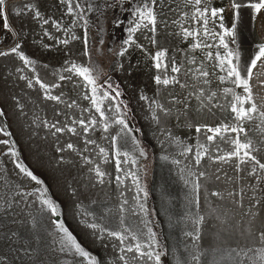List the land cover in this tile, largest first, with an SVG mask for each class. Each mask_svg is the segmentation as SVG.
<instances>
[{
    "label": "rangeland",
    "instance_id": "374dc122",
    "mask_svg": "<svg viewBox=\"0 0 264 264\" xmlns=\"http://www.w3.org/2000/svg\"><path fill=\"white\" fill-rule=\"evenodd\" d=\"M92 2L102 6L105 12V17L98 23V13L88 12L85 17L89 21L88 26L78 19L74 24H60L59 30L53 24H44L41 44L33 45L35 51L31 53L23 51L37 62V73L46 82L60 84V88L51 89V93H62L63 102L46 99L38 85L30 88L26 80L20 79L21 75L31 78L37 74L33 72L32 66L25 67L14 54L0 56V109L7 113L6 117H0V127H6L11 133V136L0 134V139L14 142L20 160L44 181V185L39 186L20 173L15 167L16 158L5 154L9 146L0 144V264H80L77 257L60 252L59 244L54 243L58 241L59 233L51 220L56 219L63 221L82 247L97 256L103 264H123L118 258L120 255L126 256L128 264H142L141 261L133 259L134 252H121L118 240L108 237L107 234L104 239L99 240L93 235L94 230L86 226L88 223H98L111 230L119 228L120 206L125 199L128 204L124 207L129 210L124 213L126 223L146 232L141 221H151L149 227L157 234L168 253L162 258L163 264H176L177 258L182 254L186 255V248L206 253L209 261L213 257L219 260L217 249L223 251L235 248L238 242L246 240V236H241L240 232L248 227V218L243 216L247 201L244 209H237L227 200L221 201L209 196L211 191H227L234 187L225 179V174L235 177L230 164L213 163L205 157L197 166L193 153L181 155V152L184 145L194 148L197 141L205 142L203 135L196 133L195 128L191 126L193 123L215 127L222 122L227 123L226 112L213 108L212 112H192L189 118L180 115L177 119L174 109L172 115L161 114L160 120L154 121L152 110L148 102L140 99L141 95L157 99L171 107L169 92L179 94L184 90L178 86L165 89L155 84L153 77L161 73L154 67L149 53L154 55L159 49H167L169 57L174 56L178 62H182L186 61L187 57L191 58L190 45L185 42V38L156 37L158 43L153 46L146 38L151 33L145 31L137 34V44L129 47L124 56L114 54L123 46L122 42L127 36L123 30L127 23L116 27L114 17L126 21L127 16L121 13L118 5L107 8V3H114V0ZM128 7L125 3L124 8ZM239 13L240 20L235 30L237 43L232 47L240 50L244 60L250 61L258 44L252 38L249 17L240 10ZM223 17L225 27L231 28L233 18L225 13ZM85 31L88 32L89 38L88 56L84 55ZM45 32L50 36H46ZM70 33L79 38L71 39ZM101 39L104 40L102 45L99 43ZM63 40H68V43H61ZM208 42L212 41L209 39ZM14 45L15 40L13 44L0 48V51H9ZM139 45H143L147 52ZM67 61L83 66L99 62L104 73L100 77L101 82L108 77H114L122 93L120 99L124 104L127 103L129 127L139 130L134 131L132 135L144 149L145 156L140 157L139 152L132 149L129 138V147L123 149L130 152L128 163H121L122 170L117 171V162L123 161L125 157L122 154L117 156L111 144V138L119 132V126L111 124V121L107 132L103 130L102 123L94 130L90 129L87 139L95 140L96 143L85 145L82 126L73 125L72 120L83 118L87 121L91 116L98 118V114L90 101L84 99L85 95L90 94L91 86L85 87L87 82L83 78L73 75L71 81H59L58 76L54 75L58 72L69 75L63 72ZM188 66L185 64V67ZM20 68L24 69L22 73L18 71ZM217 74L223 73L217 69ZM211 86L213 91H219L213 89L214 84ZM72 101H76L77 106L68 108L67 104ZM219 102L224 103V100L219 97ZM191 103L195 105L198 101L193 98ZM108 104V100L102 101V107ZM107 115L112 117L113 113L108 112ZM42 121L49 124L58 121L57 126L68 124L76 127L79 135H73L67 130L53 135ZM177 140L182 143L177 144ZM68 143H73L82 155L66 149ZM59 147H65V151L58 152ZM85 147L87 151H84ZM221 147L226 148L223 144ZM100 148H104L105 153H100ZM61 156L63 162H60ZM83 156H87L91 163H85ZM164 156L168 159H163ZM132 159L137 162L133 164ZM96 166L107 173L103 184L98 182L96 173L90 171ZM217 169H220V180L215 179ZM199 172L208 173L207 177L201 178L202 188L197 194L200 200V214L205 215L207 222L201 226V239L196 244L191 237L184 234L194 231L189 215L197 209L192 208L189 201L193 199L192 186L196 176L190 173L198 175ZM132 173L136 174L141 187L147 192L146 197L140 193L147 216L143 213L131 215V209L136 206L133 197L138 192ZM117 176L121 177L122 183L116 180ZM37 187H47L48 196L60 205L58 216L42 213L39 203H33L37 196ZM29 192L32 195H28ZM205 197H209L211 206L205 202ZM213 209L216 210L215 213ZM217 216L220 217L219 220L215 218ZM237 221L240 222L238 227ZM220 264L224 262L220 261Z\"/></svg>",
    "mask_w": 264,
    "mask_h": 264
},
{
    "label": "snow or ice",
    "instance_id": "6c2138e0",
    "mask_svg": "<svg viewBox=\"0 0 264 264\" xmlns=\"http://www.w3.org/2000/svg\"><path fill=\"white\" fill-rule=\"evenodd\" d=\"M11 2L12 0H0V18L7 20L6 13ZM61 3L67 5L68 14L74 15V22L77 19L82 20L85 26L89 25L88 19L85 18L88 12L98 13L97 23L101 18L105 17L103 7L94 4L92 0H61ZM125 3L129 5L128 8H124ZM182 3L189 11L182 12L177 19L171 21L173 25H179L180 28V33L173 34H182L185 39L192 38L194 42L190 45V49L193 52L204 49H207V51L199 61L196 56H192L182 62H178L174 56L169 57L167 49H159L154 55L149 53L154 61V67L161 73L153 77L155 84L165 89H174L178 86L184 91L179 94L172 91L169 92V104L171 107L145 95H141L140 99L148 102L149 108L152 110V119L157 122L160 120L161 114L170 116L173 114L174 109L177 113V119L180 118V115L189 118L192 112L197 114L204 110L212 112L213 108H219L221 111H230L232 114L231 121L222 122L215 127L208 124L193 123L191 126L195 128L196 133L203 135L205 142L197 141L194 148L184 145L181 155L193 153L197 166L207 157L213 163L230 164L233 167L235 177H229L225 174V179L230 181L234 187L227 191H211L209 196L216 197L221 201L227 200L234 204L237 209H244L245 201H247V208L244 210L243 216L248 218V227L240 232L241 236H246L245 242H238L235 248L223 251L217 249L219 260L213 257L209 261L206 253H202L198 249L186 248V255L182 254L177 258L176 264H220V261H223L224 264H264V43L255 46L252 54L253 58L250 61L244 60L240 50L232 47L237 43L235 30L240 20L239 10L247 7L252 9L255 14H258L264 10V0H256V2L254 0H247V2L230 0L229 7L234 10L231 28L225 27L222 22L224 19L223 13L226 9L214 6V0H182ZM117 5L121 13L127 16V20L114 17L113 22L116 27L127 23V27L123 29L127 36L122 42L123 46L114 54L124 56L129 47L137 44L139 39L137 34L145 31L151 33L150 36L146 37L149 42L153 46L157 45V25L163 24L165 27L168 25V21L159 18L162 15V11H158V8H162L159 0H114V3H107L106 6L111 9ZM13 11L17 17H23L25 13L31 12L34 19H43V24L45 25L49 23V20L42 18L40 11L31 4L14 8ZM170 11L175 12L176 9H170ZM186 25H191V27ZM53 26L58 30L61 27L59 22L55 21ZM4 27L10 28V24L6 22ZM66 31L70 30L66 29ZM44 34L50 36L48 32ZM70 35L73 40L79 38L75 34L70 33ZM16 36L19 41L23 36L22 30L17 32ZM209 39L212 42H208ZM61 43L67 44L68 40H63ZM99 43L102 45L104 40L101 39ZM83 44L84 55L88 56L90 49L87 31L84 32ZM139 47L147 52L143 45H139ZM13 54L18 57L25 67L32 66L33 72L37 73L35 68L37 62L30 59L21 50V42H17L9 51H0V56ZM185 64L189 66L185 67ZM191 65H196V67H191ZM44 67L46 68L47 65H44ZM102 68L103 66L99 62H94L91 66H83L67 61L63 72L69 73V75H62L59 72L54 73V75L58 76L59 81H71L73 80V75H75L87 82L84 85L85 87L91 86L90 94L85 95L84 99L90 101L95 113L98 114V118L91 116L87 121L83 118L72 120L73 125L82 126L86 146L96 143L95 140L87 139V133L90 129L94 130L98 124H103L105 132L109 130L111 124L119 126V132L111 138V144L113 149L116 150L117 156L122 154L125 157L123 161L117 162V171H121L120 164L128 163L127 158L130 155L129 151H123V149L129 147V138H131L132 149L138 151L140 157L145 156V151L139 146V141L136 137L132 135L134 131L139 130L129 127L127 121L128 108L123 100L120 99L122 93L119 90V85H114L110 77L101 82L100 77L104 74ZM217 69L223 74H217ZM169 70L171 74H169ZM18 71L22 73L24 69L20 68ZM213 78L218 80L220 84L230 82L233 87H223L219 91H213L210 87ZM20 79L26 80L27 86L30 88L38 85L46 99L63 102L62 93L58 95L51 93V89L60 88L59 83H48L38 73L31 78L21 75ZM217 87L219 88V85ZM236 89H241V91L237 92ZM221 92L225 103L219 102V94ZM193 98L198 101L195 105L191 103ZM105 99L109 101V104L102 107V101ZM213 101H216V103H212ZM74 106H77L76 101L67 104L68 108ZM108 112L113 113L112 117L107 115ZM6 116L7 113L0 109V117ZM109 121H111V124ZM42 123L52 131L53 135L63 133L65 130L73 135H79L76 127L68 124L60 127L57 126L58 121L51 124L47 121H42ZM0 134L11 136L6 127H0ZM176 143L181 144L182 142L177 140ZM0 144L9 146L5 154H10L16 158L14 161L15 167L19 169L20 173L30 178L37 185H44V181L20 160V154L15 151L14 142L8 139H0ZM222 144L226 148L221 147ZM65 147L82 155L73 143H68ZM65 147H59L57 151L62 153L65 151ZM87 150V147H85L84 151ZM99 151L102 154L105 153L104 148H100ZM162 158L168 159L167 156ZM83 159L85 163H91L87 156H83ZM60 162H63V156H61ZM131 162L135 164L137 161L132 159ZM175 162L179 163V161ZM90 171L96 173L99 183H104L106 172L102 171L99 166L90 169ZM219 172L220 169H217L215 173L216 180L221 179ZM131 175L138 189L137 195L133 197L136 201V206L131 209V215L137 216L139 213H143L147 216L146 206L141 202L140 198V193H143V196L146 197L147 192L141 187L136 174L132 173ZM190 175L196 176V179L193 181L192 186L193 199L189 201V204L197 211L189 215L194 231L185 232L184 235L191 237L193 242L198 244L201 239V226L207 220L205 215L200 214V200L197 194L202 188L201 178L207 177L208 173L199 172L198 175L196 173H190ZM116 180L122 183L120 176H117ZM185 182L188 183V181ZM35 192L37 196L33 203H39L41 212H47L50 216H58L60 205L54 198L48 196L47 187H37ZM28 195H32V193L29 192ZM204 199L211 206L212 202L209 197ZM127 204L128 200L125 199L120 206L121 216L119 228L116 230H111L98 223H88L86 226L94 230L93 235L99 240L104 239L105 234L118 240L121 245L120 251L123 253L134 252L135 256L133 259L141 261L142 264H163L162 258L168 253L164 250V246L158 239L157 234L149 227L151 221H141L147 230L146 232L131 223H126L124 213L129 210L124 206ZM215 211L213 209V213ZM215 218L220 219L218 216ZM257 221H259L258 225ZM51 223L55 225L59 233L58 241L54 243L59 244L60 252L77 257L80 264H103L97 256L82 247L63 221L56 219L51 220ZM239 223V221L236 222L237 227ZM12 235H15V233H12ZM126 241L130 242L126 243ZM118 258L123 264H128L125 255H120Z\"/></svg>",
    "mask_w": 264,
    "mask_h": 264
},
{
    "label": "crops",
    "instance_id": "0c3cea01",
    "mask_svg": "<svg viewBox=\"0 0 264 264\" xmlns=\"http://www.w3.org/2000/svg\"><path fill=\"white\" fill-rule=\"evenodd\" d=\"M243 2H247V0H243ZM159 3L162 5V8H158V11H162V15L159 18L161 20L168 21V25L165 27L163 24H158L156 37L167 39L175 37L183 38L182 34H173L180 33V28L179 25H173L171 21L177 19L182 12H188L189 9L183 6L182 0H159ZM229 3L230 0H214V6L224 7L226 9L224 12L226 16L233 18L234 10L229 7ZM25 4H31L35 7V9L39 10L41 17L49 20L48 24H53L54 21L59 22V24H74L73 14H68L67 5L61 3V0H12L11 4L8 5L6 13L7 20H5V18H0V48L13 44L15 40V44L17 42H21L22 51L31 53L35 51L33 45L41 44V34L44 25L43 19H34L31 12L25 13L23 17H17L13 11L14 8L21 7ZM170 9H176V11L173 12L170 11ZM240 12L245 13L249 17L253 40H256L257 44L264 43V10L255 14L252 9L245 7L241 8ZM6 22L10 24V28L4 27ZM186 26L191 27V25ZM21 30L23 32V36L18 41L16 33ZM185 42L191 45L194 41L192 38H187ZM206 51L207 49L195 51V56L198 61L204 57ZM189 52L191 57L194 56V52L191 49ZM213 84L214 90H219L223 87H233L230 82L220 84L218 80H213L212 85ZM215 84L219 85V88L215 86ZM236 91H241V89H236ZM219 97L224 100L222 92L219 94ZM225 112L227 116L226 121L230 122L232 114L230 111Z\"/></svg>",
    "mask_w": 264,
    "mask_h": 264
},
{
    "label": "water",
    "instance_id": "95a60500",
    "mask_svg": "<svg viewBox=\"0 0 264 264\" xmlns=\"http://www.w3.org/2000/svg\"><path fill=\"white\" fill-rule=\"evenodd\" d=\"M111 78V82L114 84V85H117L116 84V81H115V79H114V77H110Z\"/></svg>",
    "mask_w": 264,
    "mask_h": 264
},
{
    "label": "trees",
    "instance_id": "16d2710c",
    "mask_svg": "<svg viewBox=\"0 0 264 264\" xmlns=\"http://www.w3.org/2000/svg\"><path fill=\"white\" fill-rule=\"evenodd\" d=\"M126 105H127V103H126Z\"/></svg>",
    "mask_w": 264,
    "mask_h": 264
}]
</instances>
